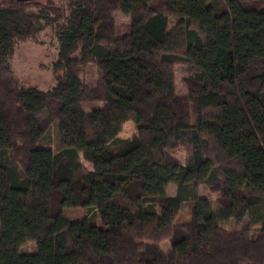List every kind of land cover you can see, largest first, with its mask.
I'll return each mask as SVG.
<instances>
[{
	"label": "trees",
	"instance_id": "1",
	"mask_svg": "<svg viewBox=\"0 0 264 264\" xmlns=\"http://www.w3.org/2000/svg\"><path fill=\"white\" fill-rule=\"evenodd\" d=\"M46 30L56 84L43 91L9 61ZM129 120L137 134L118 138ZM55 121L72 146L53 150ZM184 202L191 219L176 221ZM0 264H264V0H0Z\"/></svg>",
	"mask_w": 264,
	"mask_h": 264
},
{
	"label": "rangeland",
	"instance_id": "2",
	"mask_svg": "<svg viewBox=\"0 0 264 264\" xmlns=\"http://www.w3.org/2000/svg\"><path fill=\"white\" fill-rule=\"evenodd\" d=\"M28 13L33 15L37 14V11L35 9H30ZM113 16L116 23L117 35L119 37H122L128 34L131 31L129 15H125L121 11L116 10L114 11ZM176 23V18H169V30L172 29ZM56 58L57 42L51 36V32L49 30H46L39 35L37 42L26 41L17 43L14 48V53L9 62L14 71L15 77L18 81L22 83L23 86L36 87L40 90L46 91L56 84L55 74L52 70L53 61L56 60ZM62 74V72L58 73V75ZM97 75V66L95 64H90L87 68L86 74L84 75L88 82V85H94ZM186 75L187 71L185 70V67L182 64H176L174 67V77L176 93L178 95L187 94V87L184 83V78L186 77ZM82 105L84 110L91 111L94 109L102 108L104 104L100 101H90L84 102ZM136 134L137 130L135 123L134 121L129 120L124 124V128L119 134L118 138L130 139ZM51 139L53 150H59L72 146V143L68 137V134L66 133V130L58 121H55L53 124ZM169 152L172 156L183 161L187 156V149L185 146H180L178 148L171 149L169 150ZM41 156L44 157V160H47L46 163L51 160L50 153H43L41 154ZM84 165L89 170L93 168L90 163L86 162L84 163ZM173 192L174 188L168 189V194L171 195ZM197 196L198 198L208 199L214 202L216 199L219 198L220 193L212 192L207 186L201 185L198 188ZM192 206L193 202L182 203L176 221H190V212ZM65 212L67 217L72 221L81 220L86 216L84 214V211L78 209H67ZM88 218L92 221H95L94 223L99 228H105V226L102 224L97 215L88 216ZM247 222V219L241 223H238L235 220H230L228 222H220V224L229 232H239L243 230ZM160 246L164 251H167L170 248L171 244L169 241H163L161 242ZM35 250L36 245L32 242L26 243L20 249L22 253H33Z\"/></svg>",
	"mask_w": 264,
	"mask_h": 264
},
{
	"label": "crops",
	"instance_id": "3",
	"mask_svg": "<svg viewBox=\"0 0 264 264\" xmlns=\"http://www.w3.org/2000/svg\"><path fill=\"white\" fill-rule=\"evenodd\" d=\"M169 188H174V192L171 194V196H173V195L175 194V187H174L173 185H170ZM169 188H168V189H169Z\"/></svg>",
	"mask_w": 264,
	"mask_h": 264
}]
</instances>
